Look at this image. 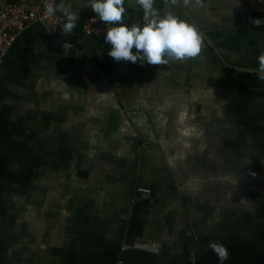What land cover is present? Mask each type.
<instances>
[{"label":"crops","instance_id":"crops-1","mask_svg":"<svg viewBox=\"0 0 264 264\" xmlns=\"http://www.w3.org/2000/svg\"><path fill=\"white\" fill-rule=\"evenodd\" d=\"M261 1L155 0L204 36L159 66L117 63L104 36L18 38L0 71V264H220L210 242L223 264H264ZM61 3L78 30L98 19L89 0Z\"/></svg>","mask_w":264,"mask_h":264},{"label":"clouds","instance_id":"clouds-1","mask_svg":"<svg viewBox=\"0 0 264 264\" xmlns=\"http://www.w3.org/2000/svg\"><path fill=\"white\" fill-rule=\"evenodd\" d=\"M126 0H89V6L99 21L106 25L104 42L110 46L107 53L117 63L121 61L133 64L159 66L169 62H183L195 58L201 52L204 36L195 25L186 23L171 12L160 15L154 7L155 0H134L143 13L142 24L128 26L124 23L127 15ZM176 5L180 0H166ZM191 0H183L188 5ZM202 0H196L201 4ZM63 10L66 23L62 32L69 34L76 26L78 16L67 9L63 3L59 7L49 5L46 15L51 17L57 11ZM259 27L261 20L252 21ZM68 45L64 44V49ZM135 49V52L133 51ZM257 78L264 82V52L258 57ZM209 248L216 254L220 264L229 258V250L220 243L210 242Z\"/></svg>","mask_w":264,"mask_h":264},{"label":"built area","instance_id":"built-area-1","mask_svg":"<svg viewBox=\"0 0 264 264\" xmlns=\"http://www.w3.org/2000/svg\"><path fill=\"white\" fill-rule=\"evenodd\" d=\"M61 0H22L19 4L6 7L0 11V71L4 60L15 45L18 38L29 31L35 24H42L50 29L62 40H70L75 36H104L106 25L99 19H91L82 26L80 30L76 27L69 34L62 32V25L66 23L63 15L57 11L53 16L46 15V8L49 5L58 7ZM261 3H263L261 1ZM264 4V3H263ZM138 195L141 199L150 198L152 191L148 188H138ZM137 249L159 251L154 242L138 243L134 246Z\"/></svg>","mask_w":264,"mask_h":264},{"label":"rangeland","instance_id":"rangeland-1","mask_svg":"<svg viewBox=\"0 0 264 264\" xmlns=\"http://www.w3.org/2000/svg\"><path fill=\"white\" fill-rule=\"evenodd\" d=\"M157 246H158V248H159V251H160V244L159 243H157V242H154ZM159 251H153V252H159Z\"/></svg>","mask_w":264,"mask_h":264}]
</instances>
